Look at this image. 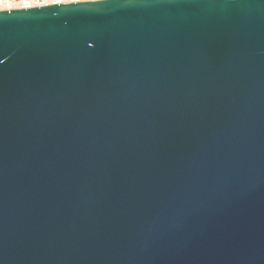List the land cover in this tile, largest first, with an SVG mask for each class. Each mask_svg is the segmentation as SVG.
Returning <instances> with one entry per match:
<instances>
[{"label": "water", "instance_id": "1", "mask_svg": "<svg viewBox=\"0 0 264 264\" xmlns=\"http://www.w3.org/2000/svg\"><path fill=\"white\" fill-rule=\"evenodd\" d=\"M0 264H264V0L0 9Z\"/></svg>", "mask_w": 264, "mask_h": 264}, {"label": "built area", "instance_id": "2", "mask_svg": "<svg viewBox=\"0 0 264 264\" xmlns=\"http://www.w3.org/2000/svg\"><path fill=\"white\" fill-rule=\"evenodd\" d=\"M81 0H0V9L40 6L48 3H61Z\"/></svg>", "mask_w": 264, "mask_h": 264}]
</instances>
